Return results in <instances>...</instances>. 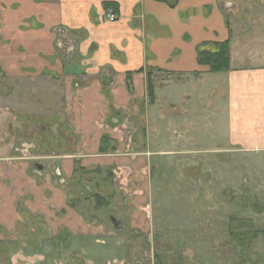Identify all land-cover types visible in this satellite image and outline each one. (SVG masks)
<instances>
[{
    "label": "rangeland",
    "instance_id": "rangeland-1",
    "mask_svg": "<svg viewBox=\"0 0 264 264\" xmlns=\"http://www.w3.org/2000/svg\"><path fill=\"white\" fill-rule=\"evenodd\" d=\"M60 32L40 56L60 73L0 69V264H264V154L230 157L217 130L148 142L121 112L90 124L79 80L95 64Z\"/></svg>",
    "mask_w": 264,
    "mask_h": 264
},
{
    "label": "crops",
    "instance_id": "crops-1",
    "mask_svg": "<svg viewBox=\"0 0 264 264\" xmlns=\"http://www.w3.org/2000/svg\"><path fill=\"white\" fill-rule=\"evenodd\" d=\"M175 1L171 7L154 0H0V69L13 77L22 68L59 72L62 63L50 66L40 56L53 55L61 30L77 40L84 62L95 64L79 80V111L94 119L90 124L121 112L142 119L148 142L169 130H182L186 139L218 131L230 157L263 155L264 0ZM104 2L118 5L116 22L102 23ZM205 42H229L228 72L198 65L196 48ZM150 68L168 80L155 79L149 105L146 72L132 75V95L125 79ZM136 101L145 103L143 113Z\"/></svg>",
    "mask_w": 264,
    "mask_h": 264
},
{
    "label": "trees",
    "instance_id": "trees-1",
    "mask_svg": "<svg viewBox=\"0 0 264 264\" xmlns=\"http://www.w3.org/2000/svg\"><path fill=\"white\" fill-rule=\"evenodd\" d=\"M157 2H164L171 7L175 6V0H154ZM103 10H112L115 15L118 14V5L112 2H104L102 4ZM230 46L229 42L223 43H202L196 48L197 63L199 66L208 69L209 73H225L230 70V58H229ZM146 72V92L149 100V104L154 102V82L153 72L154 69H140L136 72L127 73L125 79V86L130 95L133 94L132 75L134 73L140 74ZM160 72V71H157ZM108 138L102 136L100 140V153L105 154L108 151ZM76 170V169H75ZM96 203L101 205L103 200L100 196L95 197Z\"/></svg>",
    "mask_w": 264,
    "mask_h": 264
},
{
    "label": "built area",
    "instance_id": "built-area-1",
    "mask_svg": "<svg viewBox=\"0 0 264 264\" xmlns=\"http://www.w3.org/2000/svg\"><path fill=\"white\" fill-rule=\"evenodd\" d=\"M105 17H106L105 21L114 22L116 20L112 11H108Z\"/></svg>",
    "mask_w": 264,
    "mask_h": 264
},
{
    "label": "flooded vegetation",
    "instance_id": "flooded-vegetation-1",
    "mask_svg": "<svg viewBox=\"0 0 264 264\" xmlns=\"http://www.w3.org/2000/svg\"><path fill=\"white\" fill-rule=\"evenodd\" d=\"M37 166H39L40 169H43V168H44V167L41 166V165H37V164H35V169H36L37 171H38ZM96 196H99V195H96ZM110 222H111V224H112L113 226H116V225H115L116 221H115V219H114L113 217H110ZM116 224H118V223H116ZM119 224H120V223H119ZM121 228L123 229L124 227L122 226Z\"/></svg>",
    "mask_w": 264,
    "mask_h": 264
},
{
    "label": "water",
    "instance_id": "water-1",
    "mask_svg": "<svg viewBox=\"0 0 264 264\" xmlns=\"http://www.w3.org/2000/svg\"><path fill=\"white\" fill-rule=\"evenodd\" d=\"M37 169H38V170H41L39 166H37ZM115 221H116V220H115ZM116 223H118V222L116 221ZM116 223H115V224H116ZM118 224H119V223H118Z\"/></svg>",
    "mask_w": 264,
    "mask_h": 264
}]
</instances>
